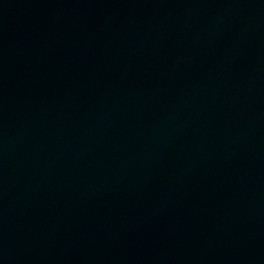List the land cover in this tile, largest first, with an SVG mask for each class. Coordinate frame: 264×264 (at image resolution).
Returning <instances> with one entry per match:
<instances>
[{"label": "water", "instance_id": "water-1", "mask_svg": "<svg viewBox=\"0 0 264 264\" xmlns=\"http://www.w3.org/2000/svg\"><path fill=\"white\" fill-rule=\"evenodd\" d=\"M0 264H264V0H0Z\"/></svg>", "mask_w": 264, "mask_h": 264}]
</instances>
